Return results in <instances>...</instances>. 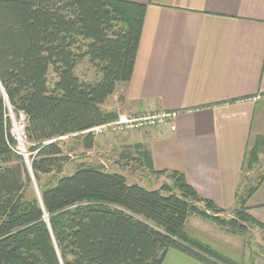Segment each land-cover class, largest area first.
<instances>
[{"label": "trees", "instance_id": "trees-1", "mask_svg": "<svg viewBox=\"0 0 264 264\" xmlns=\"http://www.w3.org/2000/svg\"><path fill=\"white\" fill-rule=\"evenodd\" d=\"M144 13L143 4L121 0H0V85L6 95L0 96V264H161L170 248L206 264H229L187 236L189 216L232 233L254 226L264 231L244 207L264 173L237 195L229 216L182 172L155 171L141 144L133 145L132 159L168 178L158 188L129 183L103 164L81 162L62 174L69 155L59 137L90 149L94 136L80 132L116 118L101 105L116 83L131 78ZM85 58L94 69L90 80L75 73ZM9 108L25 115L27 160L39 196L10 132ZM263 146L262 139L254 143L250 167Z\"/></svg>", "mask_w": 264, "mask_h": 264}, {"label": "crops", "instance_id": "crops-1", "mask_svg": "<svg viewBox=\"0 0 264 264\" xmlns=\"http://www.w3.org/2000/svg\"><path fill=\"white\" fill-rule=\"evenodd\" d=\"M121 1L143 4L145 13L131 78L116 83L101 106L116 115L174 111L175 129L165 125L96 136L86 150L95 149L104 157L102 164L110 162L107 169L122 173L129 183L141 185L127 174L146 170L158 188L168 178L132 159L133 145L141 144L155 171L182 172L201 196L229 216L237 195L243 196L259 180L247 187L242 182L253 167L250 150L257 139L264 140V0ZM244 207L264 227V178ZM253 230L263 239L260 227ZM236 234L201 218L199 242L220 259L264 264L261 256L236 263L217 248ZM161 264L206 263L170 248Z\"/></svg>", "mask_w": 264, "mask_h": 264}, {"label": "rangeland", "instance_id": "rangeland-1", "mask_svg": "<svg viewBox=\"0 0 264 264\" xmlns=\"http://www.w3.org/2000/svg\"><path fill=\"white\" fill-rule=\"evenodd\" d=\"M75 73L79 77L85 80H90L93 79L94 77V69L91 67L88 61H85V59H83L77 64L75 68ZM50 79L52 81L54 77L51 75ZM0 96H2L1 89H0ZM11 116H12L10 117L11 133H13L12 130L15 124L19 128L22 129L25 128V123L21 124L20 126L19 115L13 113L11 114ZM12 136L14 137V135ZM24 137L25 135L23 129L21 134L22 144L21 146L18 145L17 150L19 152H22L24 149L23 152L25 153L23 155L27 157L29 155L28 153L29 144L25 141ZM61 140L62 141L60 143L63 151L65 152V154L67 153L69 155L68 161L64 166V170L62 174H67L72 172L75 166L81 162H87L90 164H102V160L100 159H103L104 157L100 155V153L96 152L95 149L93 151L83 149L81 147V144L79 143V140L71 139L69 137ZM103 162L105 164V167L110 169L111 163L107 161H103ZM134 170L135 169H133L132 173L127 174L129 180L139 181L142 183L141 185L147 189H152L154 187V182L151 181L153 180V177H149L150 179H148V176H146L147 174H145L147 172L146 170L144 169H140L138 171H134ZM263 173H264V149L262 148L260 153L258 154V162L253 165L252 169H250L243 175L242 182L243 184L244 183L246 184L244 187L254 184V182ZM46 178H50V176H47ZM32 188L36 192L33 183H32ZM242 191L243 188L241 187L240 192ZM185 224H186L185 232L187 236L197 241H201V217L198 215H191V217L186 221ZM253 229L254 227H250L245 234H236L234 236H231V241H229L226 246L224 244L222 245L224 246V248L222 246L217 248L221 250L223 254L231 258L236 263L241 262L242 260L250 261V258L253 256H261L262 258H264V237L262 239L261 237L256 236Z\"/></svg>", "mask_w": 264, "mask_h": 264}, {"label": "built area", "instance_id": "built-area-1", "mask_svg": "<svg viewBox=\"0 0 264 264\" xmlns=\"http://www.w3.org/2000/svg\"><path fill=\"white\" fill-rule=\"evenodd\" d=\"M11 114H13V112L9 108L8 111L9 118L12 117ZM17 115H19L20 117V126H21V124L25 123L26 120L25 115L22 112H18ZM176 116L177 113L174 111L118 113L115 119L96 124L86 130L81 131L80 133L81 134L90 133L95 137L105 134H119L124 132L138 131L146 128H155L158 126H165V125L169 126L171 129H175ZM23 129L21 128L22 131ZM67 137H68L67 135H64L59 137V139H65ZM17 142L19 145L18 139Z\"/></svg>", "mask_w": 264, "mask_h": 264}, {"label": "water", "instance_id": "water-1", "mask_svg": "<svg viewBox=\"0 0 264 264\" xmlns=\"http://www.w3.org/2000/svg\"><path fill=\"white\" fill-rule=\"evenodd\" d=\"M0 89H1V92H2V96H3V98H6L5 92H4V90H3V88H2L1 85H0ZM11 134H12V133H11ZM14 137H15V136H14ZM15 139L17 140L16 137H15ZM20 153H21L22 155L24 154L23 151L20 152ZM23 156H24V155H23ZM24 157H25V156H24ZM25 159H26V161H27V166H28V169H29V172H30V176H31V179H32V183L34 184V187H35V189H36V193H37V195L39 196V194H38V190H37V187H36V185H35V181H34L32 175H31L30 165H29L28 160H27L26 157H25Z\"/></svg>", "mask_w": 264, "mask_h": 264}, {"label": "bare ground", "instance_id": "bare-ground-1", "mask_svg": "<svg viewBox=\"0 0 264 264\" xmlns=\"http://www.w3.org/2000/svg\"><path fill=\"white\" fill-rule=\"evenodd\" d=\"M12 132H13V135L18 139L19 146H21V144H22V138H21L22 130H21V128L17 127V125L15 124Z\"/></svg>", "mask_w": 264, "mask_h": 264}]
</instances>
